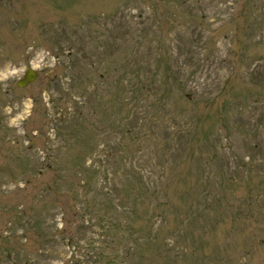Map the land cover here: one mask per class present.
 Here are the masks:
<instances>
[{
  "label": "rangeland",
  "instance_id": "obj_1",
  "mask_svg": "<svg viewBox=\"0 0 264 264\" xmlns=\"http://www.w3.org/2000/svg\"><path fill=\"white\" fill-rule=\"evenodd\" d=\"M0 264H264V0H0Z\"/></svg>",
  "mask_w": 264,
  "mask_h": 264
},
{
  "label": "water",
  "instance_id": "obj_2",
  "mask_svg": "<svg viewBox=\"0 0 264 264\" xmlns=\"http://www.w3.org/2000/svg\"><path fill=\"white\" fill-rule=\"evenodd\" d=\"M35 79H36V74L33 71L29 70V71L26 72L23 80L17 82L16 85H17L18 88H24L28 84L34 82Z\"/></svg>",
  "mask_w": 264,
  "mask_h": 264
},
{
  "label": "trees",
  "instance_id": "obj_3",
  "mask_svg": "<svg viewBox=\"0 0 264 264\" xmlns=\"http://www.w3.org/2000/svg\"><path fill=\"white\" fill-rule=\"evenodd\" d=\"M185 250V249H184ZM114 251V250H113Z\"/></svg>",
  "mask_w": 264,
  "mask_h": 264
}]
</instances>
